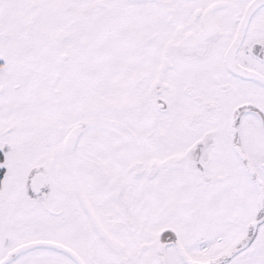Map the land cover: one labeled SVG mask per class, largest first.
<instances>
[{
    "label": "snow or ice",
    "instance_id": "obj_1",
    "mask_svg": "<svg viewBox=\"0 0 264 264\" xmlns=\"http://www.w3.org/2000/svg\"><path fill=\"white\" fill-rule=\"evenodd\" d=\"M0 264H264V0H0Z\"/></svg>",
    "mask_w": 264,
    "mask_h": 264
}]
</instances>
